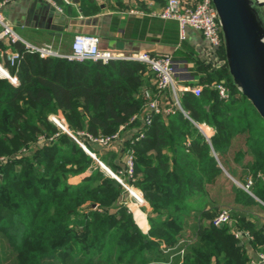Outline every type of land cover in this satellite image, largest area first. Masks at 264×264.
<instances>
[{"label":"trees","instance_id":"obj_1","mask_svg":"<svg viewBox=\"0 0 264 264\" xmlns=\"http://www.w3.org/2000/svg\"><path fill=\"white\" fill-rule=\"evenodd\" d=\"M80 7L99 10L94 0ZM10 48L20 58L14 69L6 63L17 84L0 77V264H253L250 249L264 253V120L234 84L224 45L222 65L197 60V80L184 83L202 86L199 96L180 93L182 110L154 114L141 139L108 150L80 134L114 135L143 110L146 91L173 102L170 91L157 92L149 65L42 57L21 42ZM53 116L142 191L153 214L148 233L122 202L126 189ZM128 147L133 178L120 173ZM222 210L249 241L212 224Z\"/></svg>","mask_w":264,"mask_h":264},{"label":"crops","instance_id":"obj_2","mask_svg":"<svg viewBox=\"0 0 264 264\" xmlns=\"http://www.w3.org/2000/svg\"><path fill=\"white\" fill-rule=\"evenodd\" d=\"M35 0H10L2 7V13L22 41L34 47L52 45L62 55L72 52L74 38L78 34L95 35L99 38V48L111 50L126 56L148 53L153 56L170 55L175 71V79L181 85L197 80L196 61L213 67L222 65L221 59L211 55L209 45L202 35L194 29H187V38L180 41L179 27L175 20H166L151 13L161 10L167 0H94L99 7L97 13L85 15L79 3L59 2L62 12L55 9L53 21L40 24L41 7L46 2L37 1L33 18H29V9ZM37 17V19H35ZM7 42L2 43L6 52L12 50ZM8 61L0 54V74L3 69L9 73ZM9 65V62H8ZM200 74V73H199ZM199 129L209 138L213 131L205 125ZM122 137L127 138L126 133ZM80 181L76 182L79 183ZM74 183V184H76ZM143 215L147 218L141 226L143 233L150 228L148 218L152 209L145 202ZM144 217V219H145ZM256 251L250 249L252 258Z\"/></svg>","mask_w":264,"mask_h":264},{"label":"built area","instance_id":"obj_3","mask_svg":"<svg viewBox=\"0 0 264 264\" xmlns=\"http://www.w3.org/2000/svg\"><path fill=\"white\" fill-rule=\"evenodd\" d=\"M10 0H0V54L5 57L10 66H14L18 62L20 55L17 51L10 50L6 52L2 48V43L5 41L9 45L21 42L26 49L33 53H38L42 57H62L69 61H102L108 62L110 60H127L139 61L149 65L150 69L155 73V84L157 92L160 94L165 91H170L173 102L163 100L164 96L161 94H152L150 91L145 92L146 103L140 113L133 115L130 120L120 126L118 132L111 136L94 137L88 133H81V137L87 139L89 142L102 147L103 149H120L125 141L134 144L144 136V129L150 126L152 116L154 114H168L174 111V107L182 110L179 102V94L182 92H191L195 96H199L202 92V86H187L181 85L175 79V71L173 67L172 57L170 55L153 56L148 53H138L130 56L116 54L111 50H102L99 48V38L95 35L78 34L75 36L72 44V52L67 55L60 54L54 49L52 45H44L42 47H34L22 41L16 34L13 27L7 21L2 13L3 5ZM52 5L59 12H62V7L59 2L70 4L71 0H43ZM153 16L162 19L175 20L179 27L180 41L187 38V29L191 28L199 32L207 41L211 55L219 60V50L223 47V34L218 19L217 11L212 0H167L166 5L159 11L151 13ZM224 63V61H221ZM5 73L0 74V77H5L10 80L12 84H17V78L11 75L6 69ZM221 98H228L229 91L223 84H216L214 86ZM160 98V99H159ZM57 122V120H56ZM60 124L59 122H57ZM69 133V132H68ZM122 133H126L127 138L122 137ZM80 146L90 155H95L87 148L83 140L78 139L72 133H69ZM128 178H133L134 173V149L128 147L124 155V169L120 172ZM113 177L130 193L138 204L143 205L145 200L143 193L140 190H134L133 186L127 185L123 179L118 175L112 173ZM251 183V181H249ZM136 218V214L134 213ZM232 220L228 210L220 211L213 219L212 224L220 227L228 224ZM233 234L236 239L249 241L252 237L248 231L235 229ZM253 264H264V253L258 252L256 258H252Z\"/></svg>","mask_w":264,"mask_h":264},{"label":"water","instance_id":"obj_4","mask_svg":"<svg viewBox=\"0 0 264 264\" xmlns=\"http://www.w3.org/2000/svg\"><path fill=\"white\" fill-rule=\"evenodd\" d=\"M37 1L39 0H35L29 9V18L34 13ZM71 1L79 3V0ZM212 2L220 22L226 61L233 82L264 120V1L212 0ZM55 11L52 5L43 4L40 9L42 13L40 24L45 22L50 24ZM16 64L17 62L13 69ZM60 127L65 129L61 125ZM90 156L95 158L93 155Z\"/></svg>","mask_w":264,"mask_h":264},{"label":"rangeland","instance_id":"obj_5","mask_svg":"<svg viewBox=\"0 0 264 264\" xmlns=\"http://www.w3.org/2000/svg\"><path fill=\"white\" fill-rule=\"evenodd\" d=\"M52 119L54 120V122H56V120H57V122H59L60 123V125L61 126H63L65 129V131L66 132H69L68 131V129L65 127V125H64V119H63V117H61V116H59V117H56V116H53L52 117ZM56 122V123H57ZM58 124V123H57ZM59 125V124H58ZM59 125V126H60ZM70 133V132H69ZM42 140H43V138H42ZM99 150V149H98ZM101 153H104L103 152V150L102 149H100L99 150ZM94 155H95V158H93V159H95V161L102 167V169L103 170H105L109 175H111L112 176V171L104 164V163H102L98 158H97V156H96V154L95 153H93ZM1 160H4V158H1ZM99 162H98V161ZM123 161H124V158H123ZM88 175V173H85V174H83V175H81V176H76V177H73V178H71L70 179V182L71 183H76V182H78V181H81L82 179H84L86 176ZM113 177V176H112ZM119 177L122 179V177L119 175ZM133 188H134V190H139V189H137V188H135L134 186H133ZM142 192V191H141ZM123 201V203L127 206V208H128V211L130 212V213H132V216H133V219L135 220V222H136V224L137 223H139V219H138V217H137V215H136V218H135V216H134V213L136 214V211H138L139 210V212L141 213V214H143V212L145 213V212H147V211H145L144 210V207H143V205L145 204V202H146V200H145V202H144V204L143 205H140V204H138V201L130 194V193H128L127 192V194L124 196V198L122 199ZM148 203V202H147ZM91 208H96V205H95V207H93L92 205H91ZM144 217H145V215H143ZM145 219H147V218H145ZM144 219V223H145V220ZM148 221H149V218H148ZM141 225V224H140ZM226 225H228V226H232V231H234L235 229H238L236 226H234L233 225V220H231L228 224H226ZM137 226H138V224H137ZM141 226H146V225H141ZM139 227V226H138ZM140 229V228H139ZM141 230V229H140ZM142 231V230H141ZM148 233V232H147ZM146 234V233H145Z\"/></svg>","mask_w":264,"mask_h":264},{"label":"bare ground","instance_id":"obj_6","mask_svg":"<svg viewBox=\"0 0 264 264\" xmlns=\"http://www.w3.org/2000/svg\"><path fill=\"white\" fill-rule=\"evenodd\" d=\"M264 1V0H263ZM0 72H2V70H0ZM3 73H5V70L3 69ZM136 215H137V217H138V221H139V223L142 225V224H144V216H143V214H141L140 212H139V210L138 211H136ZM146 218V217H145ZM146 220V219H145Z\"/></svg>","mask_w":264,"mask_h":264}]
</instances>
